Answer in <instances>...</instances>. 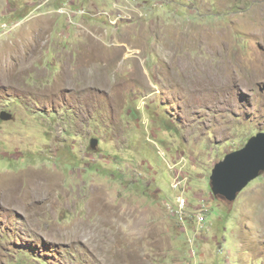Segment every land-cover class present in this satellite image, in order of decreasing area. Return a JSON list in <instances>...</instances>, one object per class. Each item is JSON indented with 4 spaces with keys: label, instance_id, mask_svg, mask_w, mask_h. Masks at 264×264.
Instances as JSON below:
<instances>
[{
    "label": "rangeland",
    "instance_id": "obj_1",
    "mask_svg": "<svg viewBox=\"0 0 264 264\" xmlns=\"http://www.w3.org/2000/svg\"><path fill=\"white\" fill-rule=\"evenodd\" d=\"M263 28L264 0H0V264H264V172L210 181L264 133Z\"/></svg>",
    "mask_w": 264,
    "mask_h": 264
},
{
    "label": "water",
    "instance_id": "obj_2",
    "mask_svg": "<svg viewBox=\"0 0 264 264\" xmlns=\"http://www.w3.org/2000/svg\"><path fill=\"white\" fill-rule=\"evenodd\" d=\"M2 121H10L13 115L3 111ZM98 139L91 140V148L96 150ZM264 172V133L252 137L247 145L228 154L224 160L216 164L211 181V189L215 196L228 202H234L237 196Z\"/></svg>",
    "mask_w": 264,
    "mask_h": 264
},
{
    "label": "built area",
    "instance_id": "obj_3",
    "mask_svg": "<svg viewBox=\"0 0 264 264\" xmlns=\"http://www.w3.org/2000/svg\"><path fill=\"white\" fill-rule=\"evenodd\" d=\"M130 1H142V0H129V1L126 0V2H130ZM182 183H183V180H180L179 177L175 180L174 183H172V188L174 190L181 192V194L177 196L176 204L173 207L174 208L173 211L181 219H183L184 216L187 214V209H188V201L186 200V197H185V187L181 186ZM203 220H201V221H203Z\"/></svg>",
    "mask_w": 264,
    "mask_h": 264
},
{
    "label": "bare ground",
    "instance_id": "obj_4",
    "mask_svg": "<svg viewBox=\"0 0 264 264\" xmlns=\"http://www.w3.org/2000/svg\"><path fill=\"white\" fill-rule=\"evenodd\" d=\"M264 29V28H263ZM262 37L264 38V32L261 33ZM254 75L253 74V78H254ZM229 78V77H228ZM234 81V79L231 77V79L229 78V80L226 82V81H223L224 83H222L221 85L217 86V87H229V85L231 84V82ZM220 84V83H219ZM211 87V86H210ZM209 94V93H208ZM101 200V199H100ZM102 203V201H101ZM100 205V204H98ZM105 208V207H104ZM33 211V210H32ZM101 213V212H100ZM107 213V212H106ZM105 213V214H106ZM262 220V219H261ZM260 221V220H259ZM264 222V221H263ZM101 224V223H100ZM262 223H260V226H261ZM263 229V228H262Z\"/></svg>",
    "mask_w": 264,
    "mask_h": 264
}]
</instances>
